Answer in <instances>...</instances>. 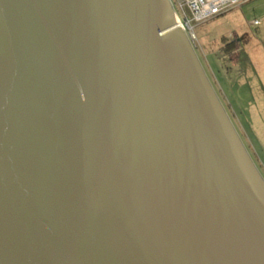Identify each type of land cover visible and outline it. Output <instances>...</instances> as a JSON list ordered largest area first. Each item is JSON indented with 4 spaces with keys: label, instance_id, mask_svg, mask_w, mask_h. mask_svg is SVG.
Here are the masks:
<instances>
[{
    "label": "water",
    "instance_id": "water-1",
    "mask_svg": "<svg viewBox=\"0 0 264 264\" xmlns=\"http://www.w3.org/2000/svg\"><path fill=\"white\" fill-rule=\"evenodd\" d=\"M0 264H264V178L170 0H0Z\"/></svg>",
    "mask_w": 264,
    "mask_h": 264
},
{
    "label": "rangeland",
    "instance_id": "rangeland-1",
    "mask_svg": "<svg viewBox=\"0 0 264 264\" xmlns=\"http://www.w3.org/2000/svg\"><path fill=\"white\" fill-rule=\"evenodd\" d=\"M195 36L201 65L264 178V1L197 24ZM227 40L231 53L222 50Z\"/></svg>",
    "mask_w": 264,
    "mask_h": 264
},
{
    "label": "built area",
    "instance_id": "built-area-1",
    "mask_svg": "<svg viewBox=\"0 0 264 264\" xmlns=\"http://www.w3.org/2000/svg\"><path fill=\"white\" fill-rule=\"evenodd\" d=\"M176 15V26L187 35L191 45L196 47L197 24L219 16L231 8L241 7L251 0H170ZM256 23L257 20H253Z\"/></svg>",
    "mask_w": 264,
    "mask_h": 264
},
{
    "label": "trees",
    "instance_id": "trees-1",
    "mask_svg": "<svg viewBox=\"0 0 264 264\" xmlns=\"http://www.w3.org/2000/svg\"><path fill=\"white\" fill-rule=\"evenodd\" d=\"M223 40H225L226 38L225 37H222ZM233 41H229L227 40V42L225 44L222 45V50L227 52V53H231L232 50H233Z\"/></svg>",
    "mask_w": 264,
    "mask_h": 264
},
{
    "label": "crops",
    "instance_id": "crops-1",
    "mask_svg": "<svg viewBox=\"0 0 264 264\" xmlns=\"http://www.w3.org/2000/svg\"><path fill=\"white\" fill-rule=\"evenodd\" d=\"M264 1V0H263ZM263 3V2H262Z\"/></svg>",
    "mask_w": 264,
    "mask_h": 264
}]
</instances>
